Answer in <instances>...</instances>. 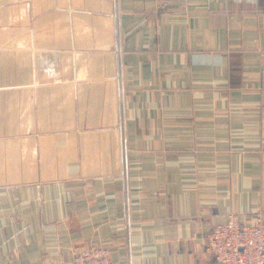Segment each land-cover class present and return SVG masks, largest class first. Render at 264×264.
<instances>
[{"label":"crops","instance_id":"obj_1","mask_svg":"<svg viewBox=\"0 0 264 264\" xmlns=\"http://www.w3.org/2000/svg\"><path fill=\"white\" fill-rule=\"evenodd\" d=\"M264 215V0H0V264H223Z\"/></svg>","mask_w":264,"mask_h":264},{"label":"built area","instance_id":"obj_2","mask_svg":"<svg viewBox=\"0 0 264 264\" xmlns=\"http://www.w3.org/2000/svg\"><path fill=\"white\" fill-rule=\"evenodd\" d=\"M205 249L223 264H264V215L244 222L231 212L206 235ZM72 264H112L110 250L102 245L77 251Z\"/></svg>","mask_w":264,"mask_h":264}]
</instances>
